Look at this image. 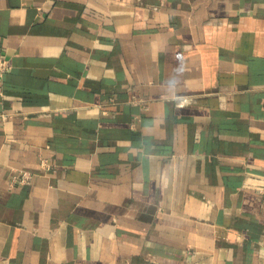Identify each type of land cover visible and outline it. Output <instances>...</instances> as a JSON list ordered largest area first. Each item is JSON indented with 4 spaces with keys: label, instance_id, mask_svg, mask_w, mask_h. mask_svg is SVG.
I'll list each match as a JSON object with an SVG mask.
<instances>
[{
    "label": "crops",
    "instance_id": "obj_1",
    "mask_svg": "<svg viewBox=\"0 0 264 264\" xmlns=\"http://www.w3.org/2000/svg\"><path fill=\"white\" fill-rule=\"evenodd\" d=\"M0 53V264H264V0H0Z\"/></svg>",
    "mask_w": 264,
    "mask_h": 264
},
{
    "label": "built area",
    "instance_id": "obj_2",
    "mask_svg": "<svg viewBox=\"0 0 264 264\" xmlns=\"http://www.w3.org/2000/svg\"><path fill=\"white\" fill-rule=\"evenodd\" d=\"M11 68L12 64L10 59L6 55L0 53V77H3ZM4 115V113L0 112V119L4 117ZM15 177L20 179L21 182H27L32 177V174L29 171L21 170Z\"/></svg>",
    "mask_w": 264,
    "mask_h": 264
}]
</instances>
